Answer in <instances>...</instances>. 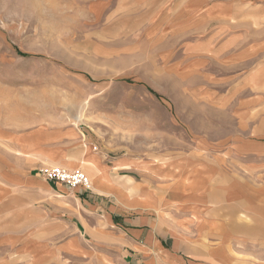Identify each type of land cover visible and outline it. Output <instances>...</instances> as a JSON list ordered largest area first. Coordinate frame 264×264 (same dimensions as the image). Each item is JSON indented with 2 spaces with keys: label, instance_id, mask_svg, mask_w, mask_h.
<instances>
[{
  "label": "rangeland",
  "instance_id": "1",
  "mask_svg": "<svg viewBox=\"0 0 264 264\" xmlns=\"http://www.w3.org/2000/svg\"><path fill=\"white\" fill-rule=\"evenodd\" d=\"M91 154L128 198L148 192L164 236L193 237L205 201L208 215L218 204L226 221L253 224L264 210V0H0V264L122 252L118 225L73 232V213L94 225L70 200L87 196L39 173L80 169L92 192Z\"/></svg>",
  "mask_w": 264,
  "mask_h": 264
},
{
  "label": "crops",
  "instance_id": "2",
  "mask_svg": "<svg viewBox=\"0 0 264 264\" xmlns=\"http://www.w3.org/2000/svg\"><path fill=\"white\" fill-rule=\"evenodd\" d=\"M86 163L88 166L85 167L92 176L93 190L75 188L77 194L87 197L70 200L78 213L92 220L94 225L86 220L84 224L73 213L77 220L72 229L78 232L79 226L87 225L84 229L89 236L106 237L111 232L108 231L109 226H120L111 237L118 243L116 248H121L122 252L116 258H105L103 264H264V210L259 216L255 212L251 213L253 224L250 222L245 225L238 224L235 217L232 221H226L223 205L217 204L214 214L213 210H209L212 212L208 215V210L203 208L207 207V201H201L203 204L192 208L196 211L194 215L198 214V209L201 213L197 215L201 220L194 228L193 237H187L186 233L181 236L180 232L173 229L169 230V236H164L160 220L153 213L156 206L150 201L148 192L140 188L132 198H128L123 187L114 188L109 183L116 182L117 178H110L97 155L91 154ZM109 195L117 197L118 204L108 205ZM257 223L260 225L257 226ZM75 237L79 238L73 235L72 243ZM187 239L191 242L187 243ZM107 249L103 247L101 253L112 256ZM84 250L87 254L97 253L91 247Z\"/></svg>",
  "mask_w": 264,
  "mask_h": 264
},
{
  "label": "built area",
  "instance_id": "3",
  "mask_svg": "<svg viewBox=\"0 0 264 264\" xmlns=\"http://www.w3.org/2000/svg\"><path fill=\"white\" fill-rule=\"evenodd\" d=\"M39 173L46 181L61 183L69 188L83 190L88 189L91 185L89 177L80 169L52 165L40 168Z\"/></svg>",
  "mask_w": 264,
  "mask_h": 264
}]
</instances>
